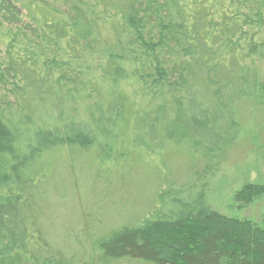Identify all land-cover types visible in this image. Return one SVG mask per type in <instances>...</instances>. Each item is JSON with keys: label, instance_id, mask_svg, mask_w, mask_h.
Segmentation results:
<instances>
[{"label": "trees", "instance_id": "16d2710c", "mask_svg": "<svg viewBox=\"0 0 264 264\" xmlns=\"http://www.w3.org/2000/svg\"><path fill=\"white\" fill-rule=\"evenodd\" d=\"M76 2L0 0V264H264L206 195L264 109V0Z\"/></svg>", "mask_w": 264, "mask_h": 264}, {"label": "rangeland", "instance_id": "374dc122", "mask_svg": "<svg viewBox=\"0 0 264 264\" xmlns=\"http://www.w3.org/2000/svg\"><path fill=\"white\" fill-rule=\"evenodd\" d=\"M24 15L28 17L32 4L53 5L56 9L71 7L72 12L80 11L76 0H18ZM75 4V6H73ZM244 130L240 141L234 146L229 161L223 164L207 182L209 204L220 212L237 217H247L255 221L264 218V195L255 197L246 207L233 200L236 191L244 184H264V109L246 108ZM137 196V193L136 195ZM252 200V199H251ZM68 204L67 207H69ZM66 213L71 212L66 208Z\"/></svg>", "mask_w": 264, "mask_h": 264}]
</instances>
